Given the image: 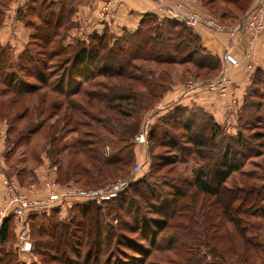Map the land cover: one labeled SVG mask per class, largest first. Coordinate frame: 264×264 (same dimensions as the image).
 <instances>
[{
    "label": "rangeland",
    "instance_id": "rangeland-1",
    "mask_svg": "<svg viewBox=\"0 0 264 264\" xmlns=\"http://www.w3.org/2000/svg\"><path fill=\"white\" fill-rule=\"evenodd\" d=\"M7 1L0 0V16L2 18L4 14L3 11L1 13L2 5H6ZM246 1L166 0L165 2L172 4V6L180 5L184 2L192 3L191 8L194 11H198L201 17L214 19L224 26H230L238 23L246 13L235 17L233 11L229 8V3L235 2L239 7H243L246 5ZM111 5L112 2H105L99 11V15L108 13ZM159 12H161V15L158 16L165 18L162 11L160 10ZM33 20L34 22L30 21L28 24L34 33L38 31L37 28L40 29L39 31H45L47 26L43 22L40 23L39 17H33ZM69 27H66L68 30H60L59 28L60 33L56 38L54 37L55 43L40 44L38 41H34L35 38L33 36H30L29 43L25 45V52L29 50L27 57L22 56L15 63V68L13 69L4 70L0 67V134L4 135V141L6 142L4 149L0 145V165L3 162L5 164L2 168L4 193L5 176L15 178L23 192L33 191L41 197L47 196L49 192L56 190L68 192L73 187L91 190L104 185H111V183L119 179H128L132 183L142 179L141 182L143 183L136 184L133 188L130 186L128 192L122 193L119 198L120 193L111 194L106 196L100 205L97 204L103 207L99 218L104 225V237L106 238H110V233L107 232L108 229H118L121 225L120 220L116 221L115 219L117 216L116 211L120 215L118 218L136 217V221H131L130 224L133 225V229H138V231H128L125 228H119L117 230L119 234L113 237L112 241L108 239L110 241L108 242L107 240L106 243L108 245L103 248V257L111 259V264H115V261H117L116 264H145L146 260V263L152 264H175L177 261H184L190 256L188 251L195 253L192 249L189 250V243L201 245L204 240L201 228L203 223L206 225L207 218L215 223L214 230L218 238L222 239V234L224 235L223 245L227 249L225 254L231 264H264V252L258 249L253 250L254 248L247 241L248 244L247 246L245 245L244 240L237 235L238 232L235 225L229 223L221 214L222 205L217 202L216 198L206 197L204 199V195H196L193 192V188L189 189V191L187 190V195L179 202L176 212L173 211L177 217H171L167 226L159 234L155 244V246L163 245L162 240L166 233H169L174 228L175 222L177 225L182 224V229L177 230L178 235L176 236L182 237L177 243V248L169 250L159 248L158 250V248H154L149 241L143 238L141 232L150 231V237L153 233H156L158 228L156 224H150V219H162V216L158 213L156 214V211L154 212L151 207H163V203L159 204L157 200L155 202L150 201L151 199L147 196L149 194L145 191L146 188H141L144 183L151 187V194L154 193L155 198H163L166 195L169 197L176 191L185 189L183 179H191L197 167L208 165L209 169H211L215 155L218 156L215 154L216 145L211 142L196 145L190 141L192 135L197 137L199 132H203V124H200L198 129L191 130L190 133L189 130L183 127L184 123H175L170 119L165 120L167 116H163L165 111L177 106L173 102L167 101L169 98H166V96L176 97L189 91L192 94L198 88H203V91L216 92L211 84L222 72L219 69L211 71L200 68L193 62L171 64L138 59L134 61L137 66L132 71V76H117L115 70L119 67V64L126 62V59L117 57L115 52H117V49H123L127 46L125 39H130V36L127 37L126 31L122 34H116L105 29L104 32H108V39L114 38L117 41L112 40L109 49L104 48L101 52H98L99 57L96 55L97 52L94 51L91 43L88 47H90L89 51L92 54V58L90 59L89 67H87L99 73L95 77L92 86L98 88L102 93L109 94L105 91L106 87H109L115 93H126L130 89L129 87L133 85V89H135L133 94L138 95V100L131 105L127 104L124 106L123 112H118V108L109 109L103 103H98L97 107L89 105L87 103L88 97L82 94L72 95V101L77 106L71 108L67 103V97L58 93V89H52L51 86L39 87L35 92L22 93L21 95L14 94L4 88L5 86L2 82L13 77L15 80L32 81L38 85L43 83V81L51 84L60 83L61 75L58 73L60 66H65V72L68 73L69 77L67 79H70L72 70L76 67L73 66L75 62L77 67L82 65L80 60L74 57L73 61L72 59L70 60V64H66L63 56H60L63 55L59 53L62 49L74 56L79 49L77 48L80 43L79 37L74 34L76 29L75 27ZM19 33L20 31L17 32L18 37H22L23 34ZM3 49L12 55L9 46H5ZM52 53H59L60 55L50 58L49 55ZM211 62H215V60ZM6 63L4 59H0V66H4V64L7 66ZM33 66L44 67L42 73L39 72V69L36 70V73L43 75L39 79H35L28 73L32 72ZM53 70L56 71L55 74H51ZM106 70H108L106 75L100 74ZM227 75L230 78L228 82L231 81V86L233 87L234 80L229 72ZM63 77H65V73H63ZM73 78L77 82H82L83 76L75 74ZM261 87L259 91L264 95V84ZM227 94L229 93L225 95ZM220 95H224V93ZM261 98L264 100V96ZM57 99L59 100L56 101ZM257 101L256 98H250L248 103L253 106L245 108L243 119L237 121L238 123L229 125L230 131L223 128V133L228 136L229 140L239 135L243 138L240 148L236 142L232 143V146H237L238 150L242 151L241 155L239 154L235 158V164L240 163L239 165L242 166L227 178L225 184L232 192L237 191L238 188L245 190L252 185L259 190L262 196L259 197V203L254 206L249 202H245L244 209H246V213H236V215H240L243 220L242 223L248 227L247 238L264 244V216H262L264 215V106L257 108ZM57 102H60V104ZM62 103L64 104L62 105ZM56 106L58 107L56 108ZM98 121L100 122L98 123ZM104 123L107 127H104ZM51 125H54V127H51ZM75 126L76 130L71 128ZM33 127L38 129L31 134L28 131L29 128ZM145 127L148 129V135L144 132ZM154 127H158V133L152 138L151 131L155 129ZM67 129L70 131H67ZM165 131H169L174 137L166 138L162 136ZM141 132L148 137L147 142L138 140L137 136ZM255 133H260L262 136H255ZM22 136L23 139L18 143L17 139ZM54 136L57 137L56 140L52 139ZM125 136L128 137L130 144L133 146L135 154V160L128 168L124 170H109L108 166H103L92 158L91 154L94 152L91 151V148L98 151L101 157H104V155L108 156L113 149L110 146L111 143L113 144L114 141L118 142L119 139ZM80 137L94 140L102 137L99 142L95 143L101 144V147L99 145L87 146L88 150H86L91 154L87 153L85 155L79 151L80 148L82 149V145L78 141ZM14 142H16L15 145ZM237 148L233 149L236 150ZM210 155L211 159L208 157ZM159 161H162V166L155 168V163ZM140 163H143L141 165L142 168L136 172L135 167ZM178 180L181 184L178 183ZM138 192L143 193L145 196L141 197ZM4 193L0 196H3ZM132 195L135 197V202L128 200V197L130 198ZM144 197L148 198L147 202L144 201ZM240 197H243V194ZM116 198H118L116 201H112ZM124 198L127 200V204L124 209H121L122 204L120 205V201ZM115 202L118 203V206ZM88 203V201L81 199L67 201L48 213L45 217V223H42L43 219L41 217L36 219V225L29 223V239L32 245L31 249L26 252L29 254L34 252L32 246L36 238V229L39 227L38 223L45 224V227L49 229L48 217H51V214L55 215L57 220L62 223L77 221V219L82 217L81 207L88 205ZM131 203H136L138 206V203H140L142 205L140 211H131ZM238 204L239 201L237 200L235 205L237 206ZM168 209H171V207L169 206ZM252 212L255 214L250 215ZM12 220L11 231L15 236L14 241L17 242V231L15 232L17 227L13 218ZM71 227L73 231L77 230L74 229V224ZM182 231L191 233L192 236L183 235ZM227 231L231 232L229 239L226 235ZM77 235L71 237L75 245H79L77 243L80 234ZM183 237L186 238L183 239ZM42 238L44 240L49 239L47 235L42 236ZM188 239H190V242ZM215 241L219 243V240ZM215 241L212 240L213 243H216ZM130 242L139 247L143 246L151 253L144 256L138 251V248L133 249L126 246ZM124 243L127 244L124 245ZM80 245L84 247L82 244ZM36 249L40 250V252L35 251L34 257L40 264H72V261L78 263L76 261L78 256L73 250L68 249L65 253H58L51 251L49 248L46 249L44 245H37L35 246ZM82 253H85L84 248ZM26 256L6 246L0 249V264H21L26 260ZM196 257H198V252ZM103 261L100 264H104L105 262ZM80 264H85V261Z\"/></svg>",
    "mask_w": 264,
    "mask_h": 264
},
{
    "label": "trees",
    "instance_id": "trees-1",
    "mask_svg": "<svg viewBox=\"0 0 264 264\" xmlns=\"http://www.w3.org/2000/svg\"><path fill=\"white\" fill-rule=\"evenodd\" d=\"M40 0H38L39 2ZM235 1V0H234ZM241 1V0H239ZM243 1V0H242ZM38 8H36L34 11H32L30 16L33 17H39L40 23L43 22V24L46 27L45 31H36V33H32L33 37L35 38L34 41H38V43H55L54 37L56 38L58 34L60 33V30L66 29V27H74L75 23L70 17L69 10H66L62 7H60L59 3L56 0H41V2L38 3ZM43 9V11H42ZM46 10V13H45ZM44 12V13H43ZM2 13V9H1ZM43 14V16H42ZM2 17L0 16V24L2 22ZM30 21H33V18H28V23ZM37 26V25H35ZM69 27V28H70ZM109 32V31H108ZM108 32H104L101 34H95L91 36L89 41L83 40L78 38L80 41L79 48L77 50V53L74 55H71L68 53V51L62 49L60 51V55L52 53L49 55V57H57L60 55L63 56L64 62L66 64L71 63L74 60V58L80 60L81 67H77V64L73 66H76L74 70H72V76L70 79L68 77V73L65 72V66H60L58 69V73L61 75L60 83L51 84L46 81H43L41 84L33 83L32 81H22V80H15L14 77L6 80L5 82H2L4 84V88L9 90L10 92H13L14 94L21 95L22 93H32L38 90L39 87L43 86H51L52 89H58V93L64 95L67 97V103L69 107L75 108L77 104L75 103L72 98V95L74 94H82L83 96L88 97L87 103L89 105L97 107L98 103H103L106 105L109 109L112 108H118V112H123V107L127 104H133L134 101L138 100V95L133 94L135 89H133V85L129 87L130 89L126 93H115L112 89L109 87H106V90L109 94L102 93L96 88L95 86H92L93 81L95 80V77L99 75L97 71H92L91 69H88L90 59L92 58V54L90 53V47H88L91 43V46L94 48V51L101 52L102 49L110 48V43L112 40L117 41L116 39H108ZM127 37L125 41L127 43V46L123 49H117V52H115V55L117 57H121L126 59V62H123V64H119V67L115 70L117 76H132V71L136 69L137 64L134 63L135 60L142 59V60H151L155 62H161V63H171V64H184L187 62H193L196 66L200 68H204L207 70H221V62L220 59L216 56L212 55L211 53L204 52V49L201 45L199 36L190 28L189 26L182 21L169 19V18H160L155 13H146L138 27L133 32H126ZM38 39V40H37ZM115 44V43H114ZM81 46V47H80ZM112 48V47H111ZM66 51V54H65ZM25 52V50H24ZM22 53V56L27 57L29 50L25 53ZM21 56V57H22ZM20 57V58H21ZM74 57V58H73ZM99 57V56H98ZM97 57V58H98ZM19 58V59H20ZM0 59H4L7 63V66H0L4 70L13 69L15 68V63L19 60H15L11 54L5 52L3 49V45L0 43ZM97 60V59H96ZM212 60H215V62H211ZM42 63V62H41ZM42 65V64H41ZM88 66V67H87ZM20 67V66H19ZM39 69V72H43L44 67H32V72H28L30 76H33L35 79H39L40 76L38 73H36V70ZM20 70V69H19ZM90 70V71H89ZM108 70L105 72H101L100 74H105ZM56 71H52L51 74H55ZM63 73H65V77H63ZM75 74H80L83 76L82 82L74 80L73 76ZM3 89V90H6ZM5 92V91H3ZM44 100V99H42ZM57 99L56 101H58ZM60 104V102H57ZM140 103V102H139ZM64 103H62L63 105ZM253 106L250 103L246 105ZM58 106H56L57 108ZM176 107V108H175ZM173 109H169L165 111L163 116H166L165 120H172L173 122H182L184 123L183 127H185L186 130H189L191 133V130L198 129L200 124H203V132H199L198 138L194 135L191 137V142L196 145H203L207 142H211L213 145H216L215 149V158L213 159L214 164L209 169L208 165H203L200 167H197L194 170L193 177L191 179L185 178L183 179V182H185V189L176 191L175 193L171 194L169 197L166 195L163 198L156 196L154 193L151 194V187L148 185H144L141 187H145V191L147 192V195L150 201L157 202L159 204L163 203V207H157L150 206L154 212L156 211V214H160L162 216V219H150V224H156L157 230L156 233H153L151 235L148 231H141L143 238L146 241H149L151 246L154 248H163V249H173L177 246V243L182 237L176 236L178 235L177 230L182 229V224H175L174 222V228L169 233H166L164 239L162 240L163 245H156L157 239L159 237V234L162 233V230L167 226L172 216H176V214L173 213V211L176 212V208L179 205V202L187 195V190L193 188L195 194L204 195V199L206 197H215L217 202L222 205V215L223 217L229 222L235 225L237 230V235L242 238L245 242V245L247 246L248 243L252 245L254 248L253 250H261L264 252V244L260 242L253 241L252 239L247 238V231L248 227L247 225H244L242 222V218L240 215H236V213L244 214L246 213V209H244L245 202H249L251 205L256 206L259 203V197L261 196L259 190L254 186H250L246 188L245 190H242L241 188H238L237 191L234 192L230 191L228 187L226 186L225 182L227 178L235 171L238 170L242 165L235 164L236 163V157L238 155H241V150H238L240 146L242 145L243 138L239 135L231 140L228 139V136H226L223 133V128L225 130H229V125L221 124L217 121H215L210 113L203 109L195 108L192 110L188 115H186V108L175 106ZM262 107L261 105L257 104V108ZM85 111V110H84ZM67 117V115H66ZM240 119H243V113L240 114L237 121ZM100 121H98L99 123ZM170 122V121H169ZM172 122V123H173ZM77 123V122H76ZM75 123V125H76ZM238 123V122H237ZM174 124V123H173ZM51 127H54V125H51ZM104 127H107V125L104 123ZM75 128V127H71ZM155 129H152L151 131V137L153 138L158 133V127H154ZM37 127L29 128V131L31 134L35 131H37ZM67 131H70L67 129ZM162 136L166 138L174 137L172 133L169 131H165L162 133ZM255 136H262L260 133H255ZM231 137V136H230ZM56 136H54L52 139L56 140ZM102 137L94 140L90 138H82L80 137L78 141L82 145V149L80 148L79 151L84 153L85 155L87 153H90L87 151V146H93V145H99L95 144L96 142H99ZM218 138V139H217ZM23 139V136L17 139V142ZM227 139V140H225ZM217 140H219L217 142ZM95 141V142H94ZM113 142V141H112ZM236 142L239 148L237 146H232V143ZM117 143V144H115ZM16 142H14V145ZM13 145V146H14ZM101 147V144L99 145ZM113 147L112 151L108 156L101 157L100 153L93 148H91V151L94 153L91 154L92 158L100 162L103 166H108L109 170H124L130 166L131 163L135 160V154L133 146L130 144L128 137H122L119 139L118 142H113L110 145ZM13 148V147H12ZM11 148V149H12ZM233 148H237L234 150ZM87 149V150H86ZM211 159V155L208 156ZM234 159V160H233ZM162 161L155 163V168H159L162 166ZM242 164V163H241ZM112 166V167H110ZM142 179L133 182L130 180L129 185L120 193L118 198L121 196L122 193L128 192L130 186L133 188L135 185H139L143 182H141ZM178 183L180 181L178 180ZM181 184V183H180ZM134 192V191H133ZM136 195V193H134ZM138 194L143 197L145 196L143 193L138 192ZM137 194V195H138ZM243 194V197H240V195ZM262 197V196H261ZM118 198L112 200L116 201ZM264 198V197H263ZM144 201L147 202L148 198L144 197ZM128 200H133L135 202L134 195L128 197ZM239 201V204L236 206L235 202ZM110 201V202H112ZM120 205L122 204V208L124 209L125 205L127 204V200L124 198L120 201ZM227 202V203H225ZM137 203V202H136ZM136 203H131V211L137 210L140 211L142 205L140 203L139 206ZM115 204L118 203L115 202ZM60 205V204H59ZM59 205H55L47 210H39L38 212L32 214L30 222L31 225H36V219L42 218L43 222L45 223V217L50 213L51 211H54L55 208H57ZM100 205V204H99ZM171 207V209H168V207ZM103 207L98 206L97 204H93L91 202L88 203V205H85L84 207H81V218L73 221H70L69 223H62L57 220L56 216L51 214V217H48V224L50 225L49 229L45 227V224L38 223V228L36 229V235L33 243V251L40 252V250H35V246L37 245H44L45 248L51 249V251H56L58 253H65L69 250H73L77 256L78 263H75V261H72V264H80L82 261H85V264H100L103 260L105 262L104 264H111V259L103 257V248L104 246L108 245L107 240L110 241L113 240V237L117 236L118 229H126L130 231H135L136 229H133V225H131V221H136V217H120L118 215V211H116L117 216L115 217L116 221L120 220V227L118 229L111 228L108 229V233H110V238L104 237L105 234V228L104 225L101 222V219L99 216L101 215V210ZM173 208V209H172ZM235 212V213H234ZM112 213V212H111ZM255 214L254 212L250 213V215ZM264 216V215H262ZM77 218V217H76ZM164 218V219H163ZM73 219V218H72ZM206 220V225L204 223L202 224V232L204 234L201 245L197 244L194 245V243L190 242L189 240V250L192 249L193 252H189L190 256L186 258L184 261H177L175 264H231L229 262L228 257L226 256L227 249L223 245V239L224 235L222 234V239H219L217 236L216 231L214 230L215 223L212 222L209 218ZM13 222L12 218H6L2 223L0 227V241L4 244L7 241L8 237L13 233L11 231V223ZM72 224H74L76 231H73ZM138 231V229L136 230ZM16 232V230H15ZM202 232H200L202 234ZM183 235L186 236H192L191 233H186V231L181 232ZM195 233V234H200ZM79 236H78V235ZM165 234V233H164ZM47 235L49 237L48 240H44L42 236ZM75 235L78 236V243L79 245H75V243L71 240V237ZM226 235H231L230 231L226 232ZM186 237H183L185 239ZM197 239V237H195ZM182 239V240H183ZM108 240V242H110ZM212 240H219V243H213ZM81 241V242H80ZM222 241V246H221ZM248 243H247V242ZM17 243V242H16ZM71 244V245H70ZM84 247H81V245ZM127 243H124V245ZM69 245V247H68ZM129 248H138V251L143 254L144 256L147 254H150L151 251L145 249L143 246L139 247L138 245H134L131 242L126 245ZM182 246V245H181ZM3 246V248H5ZM66 247V248H65ZM68 247V248H67ZM64 248V249H62ZM84 248L85 253H82V250ZM177 248V247H176ZM248 248V247H246ZM15 249L18 253H23L20 251L18 244H16ZM185 251L186 249L183 248ZM34 252H32V256L34 257ZM198 252V257H196V253ZM43 254V253H42ZM35 258V257H34ZM21 260V259H20ZM43 260H45L43 258ZM66 262L68 263L67 259ZM117 261H115L116 264ZM145 264H152V263H146ZM21 264H40L38 263V260H34L30 263H27L26 260L23 261ZM103 264V263H102ZM130 264V263H127Z\"/></svg>",
    "mask_w": 264,
    "mask_h": 264
},
{
    "label": "crops",
    "instance_id": "crops-1",
    "mask_svg": "<svg viewBox=\"0 0 264 264\" xmlns=\"http://www.w3.org/2000/svg\"><path fill=\"white\" fill-rule=\"evenodd\" d=\"M60 7L69 10L70 17L74 21L77 36L87 40L95 34H101L105 29L109 32L122 34L133 32L139 25L146 13L161 15L159 9L160 1L164 0H56ZM112 2L108 13L99 15V11L105 2ZM166 1V0H165ZM169 1V0H167ZM260 0H247L245 6L229 3V8L235 17L250 11ZM2 5L3 19L0 24V43L9 46L12 57L17 60L22 56L25 45L29 43V37L33 36L29 27L28 18L32 11L38 8V0H8ZM29 16V17H28ZM264 21V13H263ZM192 30L199 36L204 52L211 53L220 59V72H229L234 80L231 92L222 96L216 92L203 91L198 88L194 93L191 91L172 97L166 96L167 101L173 102L178 107L186 108L187 113L200 108L210 113L213 119L221 124L232 125L237 123L240 114L248 105L250 98H256L257 104L264 106V95L260 88L264 84V29L260 35L249 32L237 31L235 33L216 31L204 25H197ZM23 34L18 37L17 32ZM22 32V33H21ZM125 32V33H126ZM237 58L236 66L228 65L225 60L227 54ZM259 91V92H258ZM4 135L0 134L1 148L6 147ZM2 163V162H1ZM0 195L4 193L3 166L0 165ZM1 227V223H0ZM13 233L8 237L6 244L0 241V249L9 246L16 251V241ZM14 241V242H13ZM33 247V246H32ZM26 262L30 263L35 258L25 252Z\"/></svg>",
    "mask_w": 264,
    "mask_h": 264
},
{
    "label": "built area",
    "instance_id": "built-area-1",
    "mask_svg": "<svg viewBox=\"0 0 264 264\" xmlns=\"http://www.w3.org/2000/svg\"><path fill=\"white\" fill-rule=\"evenodd\" d=\"M191 4L192 3L184 2L183 4L172 6V4L168 2L160 1L159 9L165 17L182 21L190 28L203 24L219 31L235 33L241 30L253 35H260L264 29L262 15L264 12V0H260L238 23L230 26H224L214 19L201 17L198 11H194L191 8ZM225 60L232 66L238 64L237 58L229 53L226 55ZM226 68L227 67H225V70H223L220 76L216 77L211 84V86L213 85L212 88L214 91L219 94L224 93L222 96H225L226 93H230L232 89L231 81L228 82L230 78L227 75L228 72ZM144 132L148 135V129L146 127L144 128ZM146 135L141 132L137 138L140 142H147L148 137ZM141 165H143V163L136 165V172L142 168ZM5 178V193L3 196H0V223L9 217L14 219L17 227V244L22 253L31 249L32 244L29 239L28 226L32 214L39 210L50 209L55 205L66 203L70 200L81 199L93 204H101L106 196L123 191L130 183L128 179H119L111 183V185H104L96 189L85 190L73 187L68 192H59L56 190L49 192L47 196L41 197L33 191L28 193L23 192L15 178L9 176H5Z\"/></svg>",
    "mask_w": 264,
    "mask_h": 264
},
{
    "label": "bare ground",
    "instance_id": "bare-ground-1",
    "mask_svg": "<svg viewBox=\"0 0 264 264\" xmlns=\"http://www.w3.org/2000/svg\"><path fill=\"white\" fill-rule=\"evenodd\" d=\"M234 56V55H233ZM229 65V64H228ZM230 66V65H229ZM31 223V222H30ZM17 235V234H16Z\"/></svg>",
    "mask_w": 264,
    "mask_h": 264
}]
</instances>
